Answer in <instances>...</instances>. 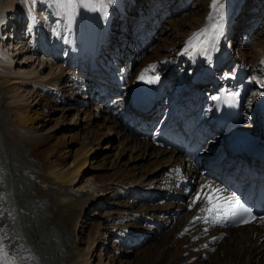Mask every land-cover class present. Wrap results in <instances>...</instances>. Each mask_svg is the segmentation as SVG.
Returning a JSON list of instances; mask_svg holds the SVG:
<instances>
[{
	"label": "bare ground",
	"instance_id": "bare-ground-1",
	"mask_svg": "<svg viewBox=\"0 0 264 264\" xmlns=\"http://www.w3.org/2000/svg\"><path fill=\"white\" fill-rule=\"evenodd\" d=\"M195 1L200 0H106L108 14L105 16L103 11L82 4L66 11L58 6L56 0H0V21L4 15L14 17L13 36L18 39L17 43L8 44V40L0 37V241L3 242L0 246V264H93V261L96 264H138L129 261L139 250L134 244L139 246L145 237L154 238L153 233L162 237L161 244L155 239L146 241L152 253L143 254L142 264H264L262 227L234 229L228 231L222 242H211L219 233L204 232L192 221L197 215L196 211L186 208L184 203L187 199L190 204L187 197L190 192L200 190L201 178L197 174L204 168L193 165L186 151L160 149L150 140L153 130L161 121L168 122L178 114V110L196 120L203 109H212L210 103L214 102V94L220 88L228 89L235 101L240 103L235 128L223 132L217 128L218 122L211 120V113L205 126L208 129L216 128L223 142L238 132H259L264 104V43L257 46V56L252 62L249 81L255 87L254 95L251 96L253 87L247 81L250 71L246 68L250 67L249 63L241 65L236 75L233 73L234 76L220 73L219 69L226 59L222 57L223 45L232 36V28L242 29L246 34L243 35L245 40H253L248 33L260 27L264 19V0H248L253 1L249 6L250 14L246 12L242 16L239 12L247 0H218L217 7L223 5V20L212 7L214 0H207L206 3L201 0L199 3L205 13L197 14L199 19L186 25L181 44L167 45L172 33L163 37L164 45L145 59L132 80L119 86L120 101L113 103L110 116L101 123H90V131L81 133L80 121L72 128L58 123L59 118L52 124L51 113L46 111L47 115H44V111H38L39 107L45 108L41 102L36 105L37 109L31 108L30 104H20L34 98L37 93H34V89L40 87L45 95L62 98L60 107H52V110L56 108L61 113L62 122L75 109L70 103L63 104L66 90L61 87V82L67 85L64 71L45 81L47 76L41 69L52 62L53 57H49L57 55L59 60L60 54L64 58L67 56V44L73 32L77 33V49H81L77 53L82 64L80 69L91 71L82 70L78 80L82 84L88 83L90 88L85 89L84 85L79 89L90 92L85 98H90L94 102L92 104L104 103L108 96L114 94L110 92L112 86H97L89 77V73L94 71L100 76L98 60L104 51L114 55L121 48V51L125 50L122 45L127 46L129 42L125 39L121 41V36H126L127 30L132 28L138 30L136 37L143 38L142 33L150 36L148 42H143L147 46L152 42L149 40H154L161 16L169 15L173 23L179 16L188 13ZM210 15L212 21L208 19ZM217 21L222 25L218 40L207 38L203 51L199 45L196 49L189 47L196 34ZM152 30L155 31L152 33ZM22 34L24 40L20 38ZM113 39L120 41L115 49L110 47ZM205 39L201 37L202 41ZM117 59L116 56L113 61ZM51 67H54L53 63ZM75 72L70 76L77 78L78 72ZM101 73L108 76L105 71ZM243 74L246 79H243ZM176 75L178 82L175 85L173 79ZM144 89L157 92V99H160L150 113L133 105L134 96ZM97 90H105L107 98L101 97L100 101H96L94 94L97 93V98L101 95ZM167 93V101L164 102L162 98ZM69 95L73 96V93ZM75 110L73 117L81 112ZM90 113L84 111L85 120L98 117ZM44 118H47L44 122L50 125L49 128L39 126ZM174 119L177 121L172 122V129L181 128L183 120L178 117ZM96 120L99 122V117ZM59 127L75 131L71 141L78 145V149L70 162L65 156L69 152L64 148L67 143L59 137ZM48 131L52 132L45 133ZM113 134L117 138L115 158L112 161L106 158V161L95 165L97 162L93 158L99 144L109 138L108 143L101 147L104 151L111 149ZM141 135L146 136L147 140L142 141ZM200 138L205 139V136ZM224 149L225 145L221 144L219 150ZM125 156H128L127 160ZM93 169V172L97 169H101V172L93 174ZM233 170L226 172L234 178ZM204 171L208 173L206 169ZM256 172L262 174L260 179L256 181L253 176L248 178L249 185L254 186L258 182L263 186L264 173L260 172L259 164ZM241 177L239 174L238 179ZM106 193L110 195L108 203L123 209L108 213L106 221L110 234L100 224V227L90 231L87 249H81L78 241L87 223L84 217ZM155 203H159L158 211L148 213ZM201 207L206 211L204 202ZM182 216L185 219H181ZM156 229L163 234L160 236ZM179 253L183 256L180 257Z\"/></svg>",
	"mask_w": 264,
	"mask_h": 264
},
{
	"label": "rangeland",
	"instance_id": "rangeland-1",
	"mask_svg": "<svg viewBox=\"0 0 264 264\" xmlns=\"http://www.w3.org/2000/svg\"><path fill=\"white\" fill-rule=\"evenodd\" d=\"M253 1H251V2H249L248 0L246 1V4L244 6L245 8L243 7V9L239 12V14L241 16H242V14H244L246 12H247V14L248 13L250 14L251 8L249 6L251 5V3ZM199 2L198 1L193 2L192 7L189 9L188 13L185 14L184 16H181V17L179 16V18L176 19V21L173 23L170 22V21H172V18H169L170 17L169 15L161 16L160 22H159L160 24L158 23L160 25V27L158 29H156V31L152 30V33L155 31L154 37H153L154 40H149L152 42L150 44H148L147 46H145L143 44V42L144 41L148 42V37H150V36H148V35L144 36V33H142L143 38L141 36L139 38V37H136L137 31H138L137 29L132 28L133 30L132 29L127 30L128 34L126 36L125 35L121 36V41H123V39H125L126 41L129 42L127 44V46L122 45L123 48H125V50L121 51L122 50V48H121L119 50V52L118 51L115 52L114 55H110V52H108L106 50V51H104V54L98 60V63L101 65V66H99L100 71L101 72L105 71L108 74V76H105V74L103 75V73L99 72V69H98L100 76L98 74H95L94 73L95 71L93 73H89L90 74L89 77H90L91 82H96L97 86H104V85L110 84L112 86L110 88V92H114L115 94H118V97L120 99L119 86H121L122 84H127L130 80H132L133 77L140 71V68H142V65H143L145 59H147L148 57H151L153 55L154 51L159 49L160 45H164V43H163L164 41L162 42L163 37L165 38L170 33H172L171 36L168 38L169 43L167 45L181 44V41H182L181 39H183V35L185 34V31H186V25H189L190 22L195 21V19H199V17H197V14L203 15L205 13V10L202 9V5H200ZM206 2H207V0H205V3ZM23 17H25V16H23ZM232 19H233V16L230 18V22L232 21ZM189 27L190 26H188L187 29ZM126 28L128 29V27H126ZM179 29H180V32L178 33ZM73 33L75 35L74 34L71 35V37H70L71 40H69V43L67 44V46L69 45L68 46L69 47V49H68L69 55L67 54V56L64 58V56H62V54H60L58 57H60L61 60H60V58H59V60H58V58H56L57 55H53V56L49 57V58L53 57L51 59L52 62H49L45 66H42L41 69H42L43 73H45V75L47 76L45 81L52 79L53 76L54 77L58 76L60 74L61 70L64 71L63 76L67 78V81H66L67 85H66V83L61 82V87H64L63 89L66 90V92H65L66 97L63 100V102H64L63 104H69V103L72 104V106L75 107V109H77V110L79 109L81 111L79 113V115H76L75 117H73L76 114V110L73 109L67 115V119L62 122V120L60 118L62 115L56 109L57 107H60L59 103H60L62 98L61 97L57 98L55 95L53 96L52 94L45 95V93L40 89V87L37 89H34V93L37 92V93H35L34 98L30 99L29 102L22 101V103H20V104L21 105L30 104L31 108L37 109L36 105H38V103L41 102V105H44L45 108L39 107L38 111L40 113H42L44 111V115H47V113H45L46 111L48 113H51L52 114L51 118L53 119L51 122L52 124L55 123V120L59 118L58 123L61 122V124L63 126H64V124L66 126L70 125L69 128H72L75 126L76 123H78L80 121L81 133H83L85 130L86 131L92 130L89 128L90 123H91V125H93L94 122L101 123L110 116L111 110H112V108H114L113 103L115 102V100L110 103L109 96H108V98L105 99L104 103H95V105H94V104H92L94 102L90 101V98H85L86 94L90 95V92H88L87 90L82 91L79 89V86H84V85H86L85 89L88 88V86H89L88 83L82 84V82L81 81L78 82V80H80L79 78H81L80 76L82 74V70L86 72V71H90V69H82V70L80 69L82 64H81V59H79V57H78L79 55H77V53L81 49H79V50L77 49V47L79 46V45H77L78 44V40L76 37L77 33L76 32H73ZM149 33H150V31H149ZM177 33H178V35H177ZM230 33H232V36H229V41H227L223 45L222 57L224 59L225 58L226 59L224 60V64L221 65L219 71H220V73H225V74H228V76H230V75H233V73L237 72L238 68L242 67L241 65L245 64V62H246V63H249L248 65L250 66L249 68L248 67L246 68V70L250 71V73L247 75V81H249L251 79V71H252V64H253L252 62H253L254 58L257 56V51H258L257 46L261 42L264 43V19L261 22L260 27L255 28V30H253V33H248L249 36L253 37V40H252V38L245 40V37H243V35H246V34L244 33V31L242 29H240L238 27L232 28ZM119 37H120V35H119ZM119 43H120V41L116 42L115 39H113L112 41H110V47L115 49L118 45H120ZM140 44H143V46ZM76 49H77V51H76ZM74 51H76V52H74ZM136 52L138 55H136ZM140 54L143 55L142 58L137 57ZM116 56L118 57L117 61H115V60L113 61V58ZM62 58H64V59L62 60ZM51 63L54 64L53 68L51 67ZM78 70H81V71H78ZM75 71L78 72L77 78L70 76V73H73V72L76 73ZM235 75H236V73H235ZM177 76L178 75H176L173 79V83L175 85L178 82ZM244 78L246 79V76L243 74V79ZM74 79H76V80H74ZM220 79H222V78H220ZM216 80L218 81L219 78H217ZM198 81H200V80H198ZM232 81H234V80H232ZM250 83H251V88L253 87L252 88L253 90L251 93V96H252L255 94V91H254L255 87L253 86L252 82H250ZM232 84H236V83L233 82ZM89 88H90V86H89ZM70 93L71 94L73 93V96H70L69 95ZM169 93H171V92H169ZM169 93H167L163 96L162 101H164V102L167 101L166 96H168ZM249 94H250V91H249ZM32 95H33V93L30 94V96H32ZM70 97L72 99H70ZM110 97L113 98L114 96L111 95ZM74 98H75V100H74ZM252 98H254V97H252ZM44 99H46L45 101H47L48 103L45 102ZM116 100H118V99H116ZM54 106L56 108L54 110H52V107H54ZM87 110H88V113L91 112L90 114L97 115L100 119L99 122H98V120H96V119H98V117H95V116H92L91 119L85 120L84 111H87ZM100 112H102V113H100ZM46 119L47 118H44L43 122L46 121ZM89 121H91V122H89ZM43 122L40 123L39 126H45L46 122H44V123ZM45 127L49 128L50 125H48V126L46 125ZM63 129L64 128H62V127L58 128V131L60 132L59 137H61L62 139L64 138L63 141L65 143H67V145H65L64 148L66 151H69V152H66L65 156L67 158V162H70L75 157V155L77 153L78 145L73 140L71 141L72 136L75 135V131L74 130H66V129L63 130ZM102 129H100V131H103ZM141 129H143V128L141 127ZM72 131H73V134H72ZM51 132L52 131H50V132L48 131L45 133L49 134ZM111 136H112L111 138L114 139V142H111V149L104 151V150H102L103 148L101 147V146H104V144L108 143L109 138L103 144H101V143L99 144V148H98V150H96L97 153H95L96 156L93 158V161L97 162L95 165H97L99 162L106 161V158H107V161H112L115 158L116 151L114 150V146L117 143V138L115 137L114 134ZM112 146H113V148H112ZM124 159L127 160L128 156H125ZM134 165H136V164H134ZM146 169L147 168H145L144 170H146ZM93 171H94V169L92 170L91 173L96 174V173L101 172V169H97V170H95V172H93ZM109 197H110L109 193H106V195L104 194L103 199H100L96 202V206L98 207V205H99L100 208H96V206H92L91 210L87 211V213L84 217L86 222H87L85 225V230L83 233L80 234V238L78 241L79 247L81 249L82 248L87 249V247L89 245V233H90V231H92L93 228L99 226L100 224L102 225L101 228L105 227V231H107V233L110 234V229L107 228L108 222L106 221L107 220L106 217L108 216L109 212H112L115 210L120 211L123 208L118 207L116 204L108 203L107 200L109 199ZM186 201H187V199H186ZM142 202L143 201H141V203ZM158 204L159 203L153 204V206L150 207L149 210L147 207V209H146V210H148L147 212L148 213H155L156 211H158V209H159ZM141 206H142V204H140V207ZM155 231L159 233L158 229H156ZM179 232H180L179 235H181L182 232L181 231H179ZM153 234H154V238H152V237H149V239H146V237L143 238V240H141L139 242L140 243L139 246H137V243L134 244L136 246V248H138L139 250H137L136 255L132 256L131 260H129L130 262L142 264V261L144 258L143 254H145L147 252L152 253V249L149 247L150 245L146 246L147 245L146 241L155 239L154 240L155 242H159L161 244L162 237L156 236L155 233H153ZM175 235L178 236L177 233H175ZM87 238H88V240H87ZM184 241H185V239H184ZM101 246L104 247V245H102V244H101ZM165 247H167V245ZM165 247H164V249H165ZM149 249H151V250H149ZM165 250H167V248ZM125 255L128 256L127 253ZM179 256L182 257L183 254L179 253ZM138 258H139V260H138ZM156 263L158 264V262H155L154 264H156ZM93 264H96V261H93Z\"/></svg>",
	"mask_w": 264,
	"mask_h": 264
},
{
	"label": "snow or ice",
	"instance_id": "snow-or-ice-1",
	"mask_svg": "<svg viewBox=\"0 0 264 264\" xmlns=\"http://www.w3.org/2000/svg\"><path fill=\"white\" fill-rule=\"evenodd\" d=\"M56 2L61 9H64L66 11L74 9L78 4H82L84 6H91L95 10L103 11L104 15L107 16V2H110V0H107V2L106 0H56ZM217 3L218 0H214L212 7L220 13V20H223V5L220 4V6L217 7ZM208 19L209 21H212L213 17L210 15ZM221 29L222 25L219 21L211 23L209 27H205L194 36L193 40L189 43V47L196 49L199 45L200 50L203 51V45L208 42L207 38L211 37L218 40L219 35L221 34ZM201 37H205L206 39L202 41ZM149 82L155 81L150 80ZM208 187L211 188L210 185ZM211 192V195H205V199H207L208 204L210 205V207L207 208V212L209 213V215L215 213V216L213 217L215 222L219 223L221 220L243 217L242 222L248 223L250 220L256 219V217L252 215L251 210L241 204L238 199L233 200L232 198H223L220 195L219 189H211ZM196 199L199 200L200 196H197ZM260 219L264 220V217H261ZM6 255L7 253H5V256Z\"/></svg>",
	"mask_w": 264,
	"mask_h": 264
}]
</instances>
